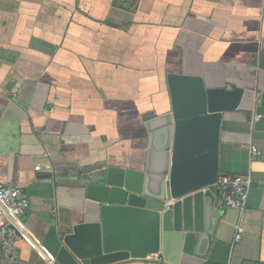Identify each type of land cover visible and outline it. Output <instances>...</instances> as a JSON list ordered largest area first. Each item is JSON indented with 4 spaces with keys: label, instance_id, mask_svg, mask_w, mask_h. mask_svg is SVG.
I'll use <instances>...</instances> for the list:
<instances>
[{
    "label": "crops",
    "instance_id": "0c3cea01",
    "mask_svg": "<svg viewBox=\"0 0 264 264\" xmlns=\"http://www.w3.org/2000/svg\"><path fill=\"white\" fill-rule=\"evenodd\" d=\"M187 78L243 91L222 114L218 166L252 181L244 234L231 245L238 213L214 192L206 264H264V162L250 154L264 151L252 114L264 93V0H0V183L29 199L28 239L0 244V264H58L72 227L99 220L85 186L109 167L142 172L145 122L173 115L174 100L198 113ZM208 124L180 128L181 155L210 145Z\"/></svg>",
    "mask_w": 264,
    "mask_h": 264
},
{
    "label": "water",
    "instance_id": "95a60500",
    "mask_svg": "<svg viewBox=\"0 0 264 264\" xmlns=\"http://www.w3.org/2000/svg\"><path fill=\"white\" fill-rule=\"evenodd\" d=\"M198 113L175 109L145 122L148 149L142 172L107 168L99 183L85 186L98 205L99 220L79 223L62 240L58 264H146L160 255L162 264H206L218 213L212 185L219 174L218 136L222 114L235 111L241 89H208L196 79ZM175 84L170 88L175 94ZM253 129L264 131V93L254 107ZM174 121V123H172ZM206 121L210 145L181 155L180 128ZM184 132V131H183ZM181 133V134H180Z\"/></svg>",
    "mask_w": 264,
    "mask_h": 264
},
{
    "label": "built area",
    "instance_id": "2783aa9c",
    "mask_svg": "<svg viewBox=\"0 0 264 264\" xmlns=\"http://www.w3.org/2000/svg\"><path fill=\"white\" fill-rule=\"evenodd\" d=\"M250 154L253 158L264 162V151L253 147L250 149ZM251 188L252 181L249 178L232 175L219 176L212 185L213 191L219 195L222 204L238 213L232 246L239 244L244 234L243 213L247 208ZM28 206L29 199L22 190L0 183V244L2 247H9L17 240L28 239L23 222ZM34 248L36 249L35 246ZM162 261L160 255H154L145 263L162 264Z\"/></svg>",
    "mask_w": 264,
    "mask_h": 264
},
{
    "label": "rangeland",
    "instance_id": "374dc122",
    "mask_svg": "<svg viewBox=\"0 0 264 264\" xmlns=\"http://www.w3.org/2000/svg\"><path fill=\"white\" fill-rule=\"evenodd\" d=\"M148 263H154V262H148Z\"/></svg>",
    "mask_w": 264,
    "mask_h": 264
}]
</instances>
